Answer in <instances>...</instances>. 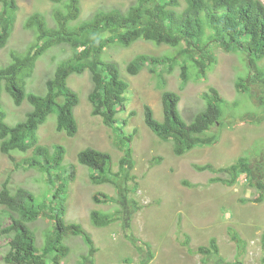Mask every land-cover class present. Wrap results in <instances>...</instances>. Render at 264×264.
<instances>
[{
	"label": "rangeland",
	"instance_id": "obj_1",
	"mask_svg": "<svg viewBox=\"0 0 264 264\" xmlns=\"http://www.w3.org/2000/svg\"><path fill=\"white\" fill-rule=\"evenodd\" d=\"M264 2V0H262ZM135 0H81L82 14L78 22L90 17L99 8L126 10ZM18 10L14 29L8 44L0 50V65L11 62L12 51L25 54L36 35L28 27L36 12L46 16L54 25L53 10L59 6L52 0H17ZM5 8L0 2V26ZM76 22V23H78ZM120 29L91 30L79 36L98 46L108 38L103 59L118 63L121 76L128 84L127 101L119 112V122L127 135H133L130 150L121 147L116 133L105 125L101 116H93L88 95L93 87L92 74H72L68 85L79 93L80 102L75 109L79 129L74 136L56 128V114L39 129V143L48 147L62 145L66 153L62 167L71 172L68 181L67 222L80 223L97 246L95 264H264V199L255 201L259 189L249 183L248 176L240 175L237 182L226 185L211 178L225 177L224 173L200 171L195 165L207 163L215 167L230 165L240 156L250 158L252 175L264 180V58L252 66L246 53L227 51L212 44L210 49L216 62L206 71V77L192 66L189 57L167 44L157 45L143 39L129 47L117 42ZM81 47L80 49H82ZM67 44L46 50L36 61V67L27 78L28 91L44 94L46 81L52 77L60 61L72 54ZM140 53L170 55L174 69L160 67L166 88L181 95L179 109L186 120L205 106L203 93L213 87L226 103L223 123L215 125L208 134H216L218 142L197 146L183 155H176L171 141L160 139L146 125L144 107L150 105L159 120L163 118L162 91L159 78L149 67L137 75L127 72V64ZM193 54L198 53L192 50ZM93 63L92 59L89 60ZM187 65L190 78L182 83V66ZM242 79L244 88L238 89ZM2 105L9 124L25 118L31 105L24 101L17 106L6 89ZM124 122V123H123ZM95 148L112 155L115 181L96 184L91 180L92 170L78 161L83 149ZM17 161L32 155V151L12 152ZM126 158L122 169L121 160ZM9 178L13 187H24L39 199L47 197L50 187L45 174L37 169L16 168L13 160L0 149V189ZM103 193L113 197L111 202L97 203L94 195ZM104 198V196H101ZM4 206L0 204V211ZM99 210L115 214L117 220L108 226L92 223L91 212ZM117 214V215H116ZM7 224L10 220L7 219ZM37 236V245L43 249L45 238L53 228L46 217L29 223ZM237 234V239L233 234ZM216 237L218 252H197L199 246H209ZM194 251L189 252L187 245ZM66 244L69 254L62 264H92L88 246L81 236H69ZM7 251L6 239H0V264H7L3 256ZM52 258L49 257L51 264Z\"/></svg>",
	"mask_w": 264,
	"mask_h": 264
},
{
	"label": "trees",
	"instance_id": "obj_2",
	"mask_svg": "<svg viewBox=\"0 0 264 264\" xmlns=\"http://www.w3.org/2000/svg\"><path fill=\"white\" fill-rule=\"evenodd\" d=\"M59 3L52 13L54 25L51 26L45 15L36 12L29 20L28 27L36 35L25 54L12 51L11 62L0 65V149L12 156L13 151L28 152L32 155L21 162L16 161V168H34L45 174L50 187L47 197L39 199L35 193L24 187H13L7 178L0 189V239H6L7 251L3 259L7 264H62L70 252L66 239L81 236L88 246L86 260L91 255L94 264V253L97 246L85 228L77 222H67L68 181L71 172L62 167L65 147L54 145L51 148L39 143V129L47 118L55 113L58 131L74 136L78 131L75 108L80 102L77 91L68 85L72 74H82L90 69L93 87L88 95L92 106V115L101 116L105 125L116 133L121 147L130 150L133 135H127L119 122V112L127 101L128 82L122 78L118 63L103 59L106 42L96 46L87 40L79 39L83 33L95 30L120 29L117 42L129 47L137 40L151 41L157 45L167 44L178 48L179 52L189 57L192 66L206 77V71L217 61L210 45H220L227 51L238 50L247 54L253 66L264 58V2L262 0H135L126 10L120 8H99L92 15L80 22L82 14L81 0H52ZM5 8L0 26V50L9 42L12 35L16 14L17 0H0ZM78 22V23H76ZM59 44H67L72 54L59 62L52 77L46 81L44 94L28 91L27 78L32 75L36 61L46 50ZM83 47L82 49H80ZM192 50L198 51L197 55ZM92 59L93 63L89 60ZM174 69L173 57L170 55H152L140 53L126 66L131 75H137L144 67H149L159 78L162 91L163 119L155 117L150 105L144 107L146 125L162 140L171 141L176 155L202 145L218 142L216 134H208L213 126L223 123L225 115L224 97L217 89L211 87L203 93L205 106L197 111L190 120H186L179 109L180 93L166 88L167 80L160 67ZM182 83L190 78L187 65L182 66ZM241 79L237 88H244ZM6 89L17 106L27 101L31 109L25 118L9 124L7 112L2 105V91ZM124 123V122H123ZM121 160L122 169L125 161ZM78 161L88 166L91 180L96 184L112 183L120 188L112 172L113 159L109 152L90 148L78 153ZM200 171L224 173L225 177L216 176L211 181H220L234 185L242 173H246L249 183L257 187L259 196L256 201L264 199V180L255 179L252 175L250 158L238 157L233 163L215 167L211 163L195 165ZM67 179L68 181H63ZM104 196V198H101ZM97 203L111 202L113 197L101 192L94 195ZM117 215V214H116ZM46 217L53 223L52 230L45 238L43 249L37 245V236L29 223ZM7 219L10 223L7 224ZM92 223L97 227L110 225L117 220L115 214L99 210L91 212ZM237 239V234L232 233ZM185 245L189 252L188 240ZM216 237H211L209 246H200L197 252L208 254L218 252Z\"/></svg>",
	"mask_w": 264,
	"mask_h": 264
},
{
	"label": "clouds",
	"instance_id": "obj_3",
	"mask_svg": "<svg viewBox=\"0 0 264 264\" xmlns=\"http://www.w3.org/2000/svg\"><path fill=\"white\" fill-rule=\"evenodd\" d=\"M4 89H5V88H4ZM2 93H3V91H2ZM9 94H10V93H9ZM77 106H78V105H77ZM77 106H76V107H77ZM75 109H76V108H75ZM51 115H52V114H51ZM75 115H76V114H75ZM48 118H49V117H48ZM48 118H47V120H48ZM162 119H163V118H162ZM47 120H46V121H47ZM45 123H46V122H45ZM45 123H44V124H45ZM44 124H42V125H44ZM56 124H57V119H56ZM42 125H41V126H42ZM78 126H79V125H78ZM78 129H79V127H78ZM77 132H78V131H77ZM38 133H39V132H38ZM65 133H66V132H65ZM154 134H155V133H154ZM39 139H40V138H39ZM83 150H85V149H83ZM29 151H30V150H29ZM13 152H14V151H13ZM18 152H20V151H18ZM79 152H80V151H79ZM22 153H27V152H22ZM4 154H5V153H4ZM7 155H8V154H7ZM9 156H10V155H9ZM12 156H13V155H12ZM10 157H11V156H10ZM13 157H14V156H13ZM14 158H15V157H14ZM11 159L13 160L12 157H11ZM24 159H25V158H24ZM15 160H16V159H15ZM16 161H17V160H16ZM16 161L13 160V163L15 164ZM18 162H21V161H18ZM79 163H80V162H79ZM15 166H16V165H15ZM22 168H24V167H22ZM31 169H32V168H31ZM242 175H246V176H247L246 173H242ZM35 195H36V194H35ZM256 198H257V197H256ZM256 198H255V199H256ZM255 201H256V200H255ZM256 202H258V201H256ZM217 245H218V244H217ZM199 247H200V246H199ZM218 248H219V246H218ZM97 249H98V248H97ZM97 251H98V250H97ZM196 251H197V250H196ZM96 253H97V252L94 253V257H93V259H95ZM89 257H90V259H91V255H89ZM91 260H92V259H91ZM94 264H95V260H94Z\"/></svg>",
	"mask_w": 264,
	"mask_h": 264
}]
</instances>
